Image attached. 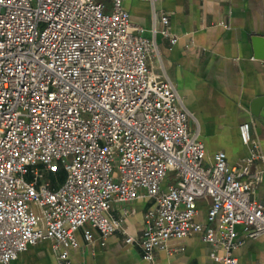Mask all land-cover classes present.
Returning a JSON list of instances; mask_svg holds the SVG:
<instances>
[{
  "label": "built area",
  "instance_id": "1",
  "mask_svg": "<svg viewBox=\"0 0 264 264\" xmlns=\"http://www.w3.org/2000/svg\"><path fill=\"white\" fill-rule=\"evenodd\" d=\"M160 22L150 38L124 0L111 9L99 0H0V264L42 240L68 264L78 229L87 241L93 229L125 233L127 204L140 198L153 205L142 233L125 241L148 260L200 231L222 249L215 260L239 264L237 226L264 239V203L252 198L264 152L251 122L239 125L249 146L242 165L222 150L207 154L174 82L154 69L156 33L177 41L168 15ZM60 167L61 182L47 178Z\"/></svg>",
  "mask_w": 264,
  "mask_h": 264
},
{
  "label": "crops",
  "instance_id": "2",
  "mask_svg": "<svg viewBox=\"0 0 264 264\" xmlns=\"http://www.w3.org/2000/svg\"><path fill=\"white\" fill-rule=\"evenodd\" d=\"M111 9L112 0H99ZM134 24L144 28L152 38V27L161 26L160 15L166 14L172 36L156 33L161 58L153 61L160 78L167 75L175 84L183 104L194 115L191 130H199L208 155L224 151L232 165H242L249 156L239 125L251 122V139L264 152V106L255 116V100L264 97V52L256 56L252 44L255 35L264 36V0H124ZM253 171L252 198L264 203V162L256 160ZM173 172H170V180ZM61 182V180L59 179ZM153 205L149 198L127 204L133 210L124 219L125 233L117 231L104 237L92 230L87 241L83 229L75 233L79 247L69 248L68 264H220L212 253H222L216 245L204 241L200 231L183 239L169 241L171 250H158L153 260L143 250L126 243V234L140 235L144 214ZM209 199L198 203V222H206ZM120 206L113 204L110 213L119 215ZM217 226V224H215ZM234 250L239 264H264V239L247 237L240 225ZM11 264H67L54 254L51 241L29 245Z\"/></svg>",
  "mask_w": 264,
  "mask_h": 264
},
{
  "label": "water",
  "instance_id": "3",
  "mask_svg": "<svg viewBox=\"0 0 264 264\" xmlns=\"http://www.w3.org/2000/svg\"><path fill=\"white\" fill-rule=\"evenodd\" d=\"M252 44L253 47L255 49V54L256 56H262L263 52H264V36H260V35H255L252 38ZM255 108L257 110H254L253 113L255 116H261V111H258V108L260 106H264V97H261L259 99L255 100Z\"/></svg>",
  "mask_w": 264,
  "mask_h": 264
},
{
  "label": "rangeland",
  "instance_id": "4",
  "mask_svg": "<svg viewBox=\"0 0 264 264\" xmlns=\"http://www.w3.org/2000/svg\"><path fill=\"white\" fill-rule=\"evenodd\" d=\"M59 178L61 181L64 179L65 177V172H64V169L63 167H60L59 171H57L56 173H49L47 175V178H51V179H55V178Z\"/></svg>",
  "mask_w": 264,
  "mask_h": 264
}]
</instances>
